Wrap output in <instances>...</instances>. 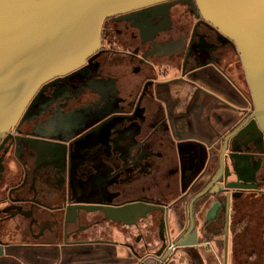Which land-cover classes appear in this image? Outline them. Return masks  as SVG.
Segmentation results:
<instances>
[{
	"label": "flooded vegetation",
	"instance_id": "af4514ba",
	"mask_svg": "<svg viewBox=\"0 0 264 264\" xmlns=\"http://www.w3.org/2000/svg\"><path fill=\"white\" fill-rule=\"evenodd\" d=\"M240 65L233 41L195 0L107 17L98 50L43 81L0 138V240L8 253L35 246L14 264H137L151 255L161 264H211L217 236L224 255L235 205L243 211L245 201L264 199L256 131L233 134L252 128ZM233 88L243 105H233ZM233 135L259 165L255 186L228 205L222 194L219 209L211 199L202 215L193 197L218 162L228 173ZM151 203L162 206L155 216ZM174 211L186 224L182 239Z\"/></svg>",
	"mask_w": 264,
	"mask_h": 264
},
{
	"label": "water",
	"instance_id": "95a60500",
	"mask_svg": "<svg viewBox=\"0 0 264 264\" xmlns=\"http://www.w3.org/2000/svg\"><path fill=\"white\" fill-rule=\"evenodd\" d=\"M160 1L164 0H0V138L17 122L43 81L82 65L98 50L107 17ZM195 3L201 16L233 41L240 57L251 97L252 128L243 127L238 134L237 127L233 134L248 135V130H255L253 140L264 152V0H195ZM237 135L230 140L228 173H221L218 162L211 168L206 186L193 197L202 215L207 214L213 202L218 209L221 207L222 194L226 195L228 205L230 198L241 192L239 189L255 186L259 165L253 166L252 151L237 145ZM251 137L252 134L243 144L252 140ZM161 209L160 204L151 203L147 213L155 216ZM173 216L176 222L173 231L182 239L188 232L186 224H180L177 212ZM195 243L196 240L180 242L181 245ZM10 247L0 240V258L10 255ZM150 259L152 263L137 264H161L155 255Z\"/></svg>",
	"mask_w": 264,
	"mask_h": 264
},
{
	"label": "crops",
	"instance_id": "0c3cea01",
	"mask_svg": "<svg viewBox=\"0 0 264 264\" xmlns=\"http://www.w3.org/2000/svg\"><path fill=\"white\" fill-rule=\"evenodd\" d=\"M167 75L169 76V75H171V73H169ZM241 86H242V83H241ZM232 103L235 106L243 105L244 98H243L241 90L239 91V90L233 88ZM187 168H189V167H187ZM148 192H149V194H152L154 196L158 194L153 189H150V191H148ZM262 202H264V201H262ZM260 204L261 203L259 202V199H257V201H255V202L254 201H250V202L245 201V208L243 211L239 210L238 203L235 205L234 210L232 212L233 216H232L231 224L237 223L242 218H244V223L242 224V227L240 229H238L236 231L231 230L229 232V242H228L227 253H226V264H250V259L254 260L256 257H258L260 255V251L257 252L256 249H254L255 244L253 247V243H255L254 239L256 237H255V234L252 230L255 229L256 223L254 226L253 225L254 222L253 221L251 222V217H250L252 215V212H253L252 211L253 207L260 206ZM250 205H254V206L248 208ZM261 205H263V204H261ZM260 213L264 214V209L261 208ZM247 214H249L248 217L250 218V221L248 219L246 220ZM262 217H263V215H262ZM261 222H262V218H261ZM219 237L220 236L215 237V239H216L215 243L217 246H214V250L212 252L213 255H212V259H211V262H212L211 264H222L223 250H221ZM237 238H239V239H237ZM28 246L31 248L26 249V248H24V246L15 247L12 251H10V253H9L10 255L8 257L0 258V264H6L7 262H9V264L10 263L14 264V262L20 260L22 257H25V255H26L25 253H27V254L29 253V252H26V250H32L33 247H35L33 245H28ZM35 254H36V251L34 250L33 255H35ZM199 255H200L199 257L203 256L202 253ZM16 256H19V257H16ZM246 257L249 260V262H248V260H246Z\"/></svg>",
	"mask_w": 264,
	"mask_h": 264
},
{
	"label": "rangeland",
	"instance_id": "374dc122",
	"mask_svg": "<svg viewBox=\"0 0 264 264\" xmlns=\"http://www.w3.org/2000/svg\"><path fill=\"white\" fill-rule=\"evenodd\" d=\"M240 70L242 71L243 78L246 81L245 76H244V71H243L242 65H240ZM262 201H264V199L259 200V202L261 204H263V205L260 204V206H255V207H253L254 205H250L248 207V208L253 207V210H252L253 211L252 212V215L253 216L251 215L250 217H251V222L252 221L254 222L253 223L254 226H255V223H256L255 229H253L252 231L254 232L255 237H256L254 239L255 243H253V247H254V244H255V248L254 249H256L257 252H259L261 250V233H260V231H261L260 230L261 229V224L260 223H261V218H262V215L263 214L260 213V210H261V208L264 209V202H262ZM248 216H249V214H247L246 220L248 219L250 221V218ZM237 239H239V238H237ZM199 247L202 250V252L204 251L203 249L206 248L205 245H201ZM259 259H260L259 256L256 257L254 260L250 259V264H259ZM246 260H248L247 257H246ZM248 262H249V260H248ZM224 263L226 264V257H225V255H223V257H222V264H224Z\"/></svg>",
	"mask_w": 264,
	"mask_h": 264
},
{
	"label": "trees",
	"instance_id": "16d2710c",
	"mask_svg": "<svg viewBox=\"0 0 264 264\" xmlns=\"http://www.w3.org/2000/svg\"><path fill=\"white\" fill-rule=\"evenodd\" d=\"M244 223V218L239 220L237 223L231 224V230L236 231L242 227V224ZM261 250H260V255H259V264H264V214L262 217V222H261Z\"/></svg>",
	"mask_w": 264,
	"mask_h": 264
}]
</instances>
